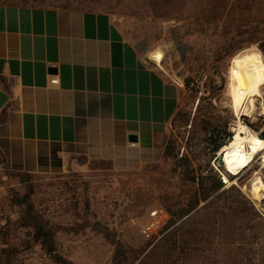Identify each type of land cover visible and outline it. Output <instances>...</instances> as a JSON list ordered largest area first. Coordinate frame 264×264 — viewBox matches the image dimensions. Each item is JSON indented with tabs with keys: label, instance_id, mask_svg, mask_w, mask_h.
Instances as JSON below:
<instances>
[{
	"label": "rangeland",
	"instance_id": "rangeland-1",
	"mask_svg": "<svg viewBox=\"0 0 264 264\" xmlns=\"http://www.w3.org/2000/svg\"><path fill=\"white\" fill-rule=\"evenodd\" d=\"M0 2L107 12L177 87L161 149L147 161L58 173L0 166V264H264L261 153L238 175L220 153L238 121L232 71L264 64V0ZM263 86L239 115L261 137Z\"/></svg>",
	"mask_w": 264,
	"mask_h": 264
},
{
	"label": "crops",
	"instance_id": "crops-1",
	"mask_svg": "<svg viewBox=\"0 0 264 264\" xmlns=\"http://www.w3.org/2000/svg\"><path fill=\"white\" fill-rule=\"evenodd\" d=\"M176 90L107 12L0 2V166L147 161Z\"/></svg>",
	"mask_w": 264,
	"mask_h": 264
},
{
	"label": "bare ground",
	"instance_id": "bare-ground-1",
	"mask_svg": "<svg viewBox=\"0 0 264 264\" xmlns=\"http://www.w3.org/2000/svg\"><path fill=\"white\" fill-rule=\"evenodd\" d=\"M264 85V64L252 65L249 68L233 69L230 83L229 98L230 107L238 118L237 124L232 128L233 135L224 144L220 153H223L224 167L234 175H238L246 167H249L258 153H261V164L264 172V137L259 136L240 120V113L244 103L248 102L249 111H253L255 96H261ZM264 87V86H263ZM243 114H247V111ZM249 114V113H248ZM249 183V192L252 199L260 201L259 175L253 171ZM225 182H229L224 177Z\"/></svg>",
	"mask_w": 264,
	"mask_h": 264
},
{
	"label": "built area",
	"instance_id": "built-area-1",
	"mask_svg": "<svg viewBox=\"0 0 264 264\" xmlns=\"http://www.w3.org/2000/svg\"><path fill=\"white\" fill-rule=\"evenodd\" d=\"M151 225H152V224L150 223V224L146 225V227H147V228H150V227H151Z\"/></svg>",
	"mask_w": 264,
	"mask_h": 264
}]
</instances>
